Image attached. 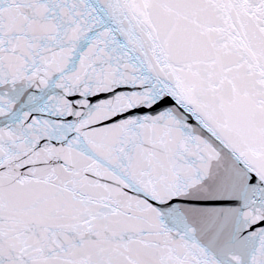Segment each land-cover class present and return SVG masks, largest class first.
Returning <instances> with one entry per match:
<instances>
[{"label": "snow or ice", "instance_id": "1", "mask_svg": "<svg viewBox=\"0 0 264 264\" xmlns=\"http://www.w3.org/2000/svg\"><path fill=\"white\" fill-rule=\"evenodd\" d=\"M0 264H264V0H0Z\"/></svg>", "mask_w": 264, "mask_h": 264}]
</instances>
